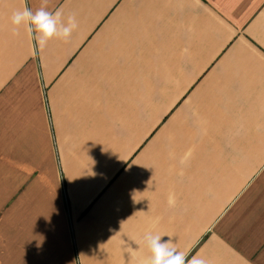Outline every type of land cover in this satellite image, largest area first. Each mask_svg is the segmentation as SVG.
<instances>
[{"label":"crops","instance_id":"obj_1","mask_svg":"<svg viewBox=\"0 0 264 264\" xmlns=\"http://www.w3.org/2000/svg\"><path fill=\"white\" fill-rule=\"evenodd\" d=\"M0 0V264H144L148 231L264 264V0ZM168 236V237H167Z\"/></svg>","mask_w":264,"mask_h":264},{"label":"clouds","instance_id":"obj_2","mask_svg":"<svg viewBox=\"0 0 264 264\" xmlns=\"http://www.w3.org/2000/svg\"><path fill=\"white\" fill-rule=\"evenodd\" d=\"M50 4L51 0H40L35 11L25 6L14 10L10 17L13 34L18 35L23 28L36 50H43L53 39L67 42L78 28L74 13L65 15L60 8L50 9ZM164 237L153 231L143 235L142 242L148 253L144 264H210L199 254L189 259L185 252L177 249L171 237Z\"/></svg>","mask_w":264,"mask_h":264}]
</instances>
